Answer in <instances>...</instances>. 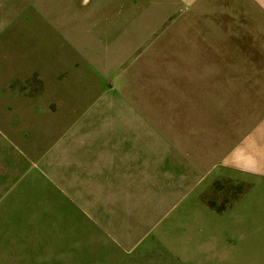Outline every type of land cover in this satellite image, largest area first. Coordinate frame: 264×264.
Wrapping results in <instances>:
<instances>
[{
  "label": "rangeland",
  "instance_id": "1",
  "mask_svg": "<svg viewBox=\"0 0 264 264\" xmlns=\"http://www.w3.org/2000/svg\"><path fill=\"white\" fill-rule=\"evenodd\" d=\"M31 1L43 30L0 48V72L23 75L35 59L55 77L62 45L74 58L49 111V82H31L43 93L40 120L9 127L0 111V264L103 259L114 241L86 213L103 199L139 210L198 184L205 205L224 209L253 187L256 175L247 184L219 174L241 170L236 155L251 172L264 159V0ZM71 4L120 13L116 26L96 40L101 14L72 18Z\"/></svg>",
  "mask_w": 264,
  "mask_h": 264
},
{
  "label": "crops",
  "instance_id": "2",
  "mask_svg": "<svg viewBox=\"0 0 264 264\" xmlns=\"http://www.w3.org/2000/svg\"><path fill=\"white\" fill-rule=\"evenodd\" d=\"M31 3V0H0L1 49L15 43L16 38L19 44H24L26 32L35 35L39 28L41 34L42 22L38 25L36 12L30 9ZM68 8L67 13L72 18L86 12H75L72 4ZM86 15L99 16L97 21L94 20L96 24L92 29L96 40L103 41L107 37L105 35L109 34L108 28L116 26L117 15L115 11L113 14V10L107 12L103 7L98 10L93 7L92 14L87 10ZM107 15L109 18L104 20L105 26L100 25V18ZM85 32L89 33L88 29ZM20 37H24V40L21 41ZM76 41H80L84 47L89 45L88 35H82V39ZM62 46L64 49L57 51L63 53L56 63L59 72L67 71L68 64L73 66L69 57L74 58L66 46ZM37 63L35 59H32L34 66L27 63L23 75L16 67L10 71L12 74L6 73L4 68L0 72V92L3 95L0 100L1 119L9 127H17L22 120H40V112L44 108L40 95L43 93H46L44 104L46 111H49L51 95H65L68 90V83L61 84L63 87L57 90L59 82L67 81L61 79L58 82L59 72L55 77H50ZM35 80L49 82L43 93L40 87L38 92H32L31 82ZM11 82L23 86L12 89ZM35 95L38 97L31 98ZM236 156L241 160V170L225 167L219 175L249 184L252 174L256 175V183L224 209L205 205L198 198L201 191L198 184L193 193L183 192L173 201L164 200L161 206L141 207L139 210H126L114 203L106 204L105 199L104 205H101L100 201L97 212L91 214L87 211V217L97 223L99 234L105 239H112L114 245L110 251L103 253V259L98 258L96 263L89 259L85 264H264V159L259 158L257 166L254 163L257 172H251L249 156ZM130 221L136 224L132 227ZM118 225H123L125 229Z\"/></svg>",
  "mask_w": 264,
  "mask_h": 264
}]
</instances>
